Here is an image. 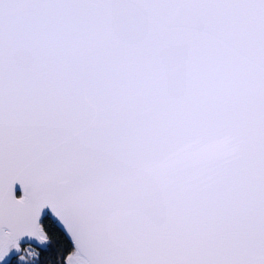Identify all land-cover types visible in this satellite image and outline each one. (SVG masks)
I'll use <instances>...</instances> for the list:
<instances>
[{
  "label": "snow or ice",
  "instance_id": "snow-or-ice-1",
  "mask_svg": "<svg viewBox=\"0 0 264 264\" xmlns=\"http://www.w3.org/2000/svg\"><path fill=\"white\" fill-rule=\"evenodd\" d=\"M45 252L264 264V0H0V264Z\"/></svg>",
  "mask_w": 264,
  "mask_h": 264
},
{
  "label": "trees",
  "instance_id": "trees-1",
  "mask_svg": "<svg viewBox=\"0 0 264 264\" xmlns=\"http://www.w3.org/2000/svg\"><path fill=\"white\" fill-rule=\"evenodd\" d=\"M55 238L57 240H60L61 243L64 242L63 237L60 236L58 233L56 234V237ZM23 247L25 249H28L29 247H31L33 251H35L37 253H40L42 246H39L37 243H33V244L31 243L30 245L29 244H25ZM53 247H55V244L54 243H53ZM17 259H19V257H17ZM37 259H40L43 262V264H48V262L50 260L54 259V256L52 255L51 252H45V253L41 254L40 256H38Z\"/></svg>",
  "mask_w": 264,
  "mask_h": 264
},
{
  "label": "water",
  "instance_id": "water-1",
  "mask_svg": "<svg viewBox=\"0 0 264 264\" xmlns=\"http://www.w3.org/2000/svg\"><path fill=\"white\" fill-rule=\"evenodd\" d=\"M31 243L33 244V243H36V242H31Z\"/></svg>",
  "mask_w": 264,
  "mask_h": 264
}]
</instances>
